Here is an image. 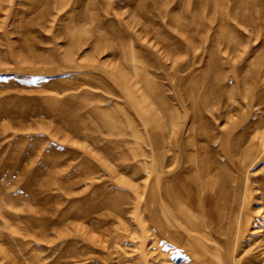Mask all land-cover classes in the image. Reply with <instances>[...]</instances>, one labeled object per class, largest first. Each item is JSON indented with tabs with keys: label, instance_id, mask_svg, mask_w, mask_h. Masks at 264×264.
I'll use <instances>...</instances> for the list:
<instances>
[{
	"label": "rangeland",
	"instance_id": "374dc122",
	"mask_svg": "<svg viewBox=\"0 0 264 264\" xmlns=\"http://www.w3.org/2000/svg\"><path fill=\"white\" fill-rule=\"evenodd\" d=\"M262 149L264 0H0V264H264ZM225 155L194 229L160 196Z\"/></svg>",
	"mask_w": 264,
	"mask_h": 264
},
{
	"label": "bare ground",
	"instance_id": "6f19581e",
	"mask_svg": "<svg viewBox=\"0 0 264 264\" xmlns=\"http://www.w3.org/2000/svg\"><path fill=\"white\" fill-rule=\"evenodd\" d=\"M248 148V147H247ZM248 150V149H247ZM202 152V150H201ZM203 153V152H202ZM244 153V152H243ZM264 154V149H262V151L260 152L259 156L260 155H263ZM247 156V155H246ZM244 159V158H243ZM249 159V158H248ZM241 160V159H240ZM238 161V160H237ZM249 161V160H248ZM258 161V160H257ZM218 163V162H217ZM219 164V163H218ZM238 164V163H237ZM247 165V164H246ZM249 165V164H248ZM239 166V165H238ZM213 166H209V168H211ZM220 167L219 169L217 168V171H216V174L215 176H211L210 175H207V174H199V177H201V179H203V175L206 176V179L203 181L201 179H198L196 178L198 173L197 171H194L193 174L189 177V181H190V186L189 187V190H187V194L185 192L182 191V196H183V200H179L178 198H175L174 197V194L172 192H170V197H171V200H168V201H165L166 199L161 197L160 196V201L161 203H165V202H169L171 204V207L174 209L175 213L177 214L178 217H181L178 213L180 210H183L187 207H189V210L188 211H184V215L185 217L183 216V221L184 222H187L188 225L192 226L194 229H197V230H200V229H208V224L207 222L203 223L201 221V216L202 213H201V203H203V201L206 203L208 209L210 208V206L212 205L213 206V201L215 199V196H216V193H219L220 191V188L225 184V181H224V176L226 175L225 172H223L222 168L223 166H221L219 164ZM243 168V167H242ZM244 168L245 165H244ZM245 171V170H244ZM175 174L174 173H166V172H162L160 171V174L157 175V179L159 178V182L158 184H160V191H161V187L162 185L164 186V183H161L162 181V178H165V179H169L170 177H173ZM220 177V179H219ZM240 176H234V184L236 183L237 185L239 184L238 183V178ZM247 177V175H246ZM249 180V177L246 178V181L248 182ZM222 181V182H221ZM164 182V181H163ZM229 186V185H228ZM263 187V186H262ZM240 188V187H239ZM237 189V187H236ZM200 191L204 192V191H207L205 193H207L204 197L201 196L200 197ZM204 194V193H203ZM232 198H235V196H233ZM241 199V198H240ZM232 200V199H231ZM236 200V199H234ZM239 201V200H238ZM242 203L240 202L237 203L236 201H233L232 205L229 207L231 208L230 209V219L229 221L226 223L228 224V229L224 230L223 233H225L228 236H231V235H234L235 238L236 237H239L238 235L240 234L241 232V229H242V225L244 227V224L246 225L247 222L249 221V219L244 215V210L245 208H247V203L248 202V190L246 191V193L244 194L243 196V200L241 199ZM188 202V206L187 204H183V203H187ZM237 203V204H235ZM163 208H165L164 205H162ZM226 208L228 206H225ZM160 208V207H159ZM221 208V206L219 205V207H215L213 206L211 208V210H213L214 212H217V210ZM243 210V212H242ZM175 214V215H176ZM231 215H235L237 216V220L234 221L232 218ZM157 222V221H156ZM158 226L160 227V222H157ZM220 224V223H219ZM219 224H217V226H220ZM201 225L202 228H201ZM188 227V226H187ZM236 228V229H235ZM162 229V228H161ZM172 229V222L169 221V223H167V227L161 232L163 231H170ZM233 230L235 231L234 234H231L233 232ZM173 231V230H172ZM219 231V230H218ZM182 232V231H181ZM242 234V233H241ZM202 240L206 239V240H209L211 238V234H204V232H202ZM199 237V236H197ZM194 240V241H198V240H201L199 238H196V237H193V236H184L182 233H180L177 229L173 231V237H172V240L171 242L174 243L175 245H183V247L186 249V246L189 245L188 241H191ZM238 240V239H237ZM229 244L228 243H224V249L228 246ZM205 246V245H203ZM235 246V244H234ZM206 247V246H205ZM189 248V247H188ZM236 247H234L233 251H235ZM206 249V248H205ZM204 249V250H205ZM217 249V248H216ZM225 251V250H224ZM208 252V251H207ZM224 253V252H223ZM225 253L227 254V252L225 251ZM221 254V253H220ZM258 254V253H257ZM192 256L194 257L195 261L197 262V264H212L211 262L205 260V259H202L204 258L203 256H201V254H197V253H192ZM208 257V255H207ZM206 257V258H207ZM221 259L223 258V255H220ZM227 257V256H226ZM218 258V257H217ZM211 259V258H210ZM211 261V260H210ZM213 261V259H212ZM218 261V260H217ZM226 261L222 260V263L224 264ZM255 262V261H254ZM217 263V262H216ZM261 263V261H260ZM218 264V263H217Z\"/></svg>",
	"mask_w": 264,
	"mask_h": 264
},
{
	"label": "crops",
	"instance_id": "0c3cea01",
	"mask_svg": "<svg viewBox=\"0 0 264 264\" xmlns=\"http://www.w3.org/2000/svg\"><path fill=\"white\" fill-rule=\"evenodd\" d=\"M224 137V136H223ZM225 138V137H224ZM228 140H229V138H227ZM224 142V141H223ZM228 142L229 141H227V142H225V143H219L218 145H222V146H224L225 144L228 146ZM126 143V142H125ZM208 144V142L206 143V145ZM216 145V144H215ZM124 146V145H123ZM106 150V149H105ZM218 150H220V148L218 149ZM222 151H223V149H222ZM122 154H121V156H118L117 157V159H114V161L115 160H119V161H121L122 162V164L120 165L119 163H118V168L120 169V170H124L127 166H126V164L125 163H128L129 162V158H127L126 156H125V154H124V152H121ZM226 153V152H225ZM205 154V156L206 155H208V150H207V152H205L204 153ZM227 155H225L224 157H223V160H221V159H219V160H217L219 163H220V165H222L221 163H224L223 161H229L228 159H227V157H226ZM206 159H208L207 157H205ZM107 161H109V159H107ZM125 162V163H124ZM138 165H142V161L141 160H138ZM226 163V162H225ZM228 163V162H227ZM218 164V163H217ZM219 165V164H218ZM223 166V165H222ZM126 173L127 172H125L123 175H126ZM129 174V173H128Z\"/></svg>",
	"mask_w": 264,
	"mask_h": 264
}]
</instances>
